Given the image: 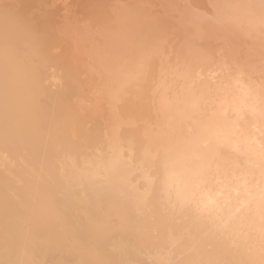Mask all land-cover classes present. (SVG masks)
Instances as JSON below:
<instances>
[{"label": "bare ground", "instance_id": "6f19581e", "mask_svg": "<svg viewBox=\"0 0 264 264\" xmlns=\"http://www.w3.org/2000/svg\"><path fill=\"white\" fill-rule=\"evenodd\" d=\"M0 264H264V0H0Z\"/></svg>", "mask_w": 264, "mask_h": 264}]
</instances>
